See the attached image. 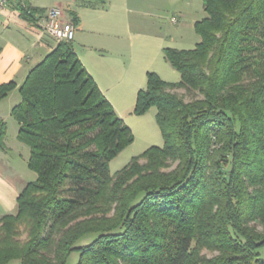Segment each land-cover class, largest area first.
<instances>
[{
	"label": "trees",
	"instance_id": "trees-1",
	"mask_svg": "<svg viewBox=\"0 0 264 264\" xmlns=\"http://www.w3.org/2000/svg\"><path fill=\"white\" fill-rule=\"evenodd\" d=\"M202 6L194 47L162 49L179 79L149 70L136 93L132 112L155 107L163 144L114 173L134 135L72 40L18 86L0 83V100L19 92L10 115L36 174L0 216V264H66L74 251L75 264H264V0ZM16 9L29 22L44 11Z\"/></svg>",
	"mask_w": 264,
	"mask_h": 264
},
{
	"label": "rangeland",
	"instance_id": "rangeland-1",
	"mask_svg": "<svg viewBox=\"0 0 264 264\" xmlns=\"http://www.w3.org/2000/svg\"><path fill=\"white\" fill-rule=\"evenodd\" d=\"M62 1L64 0H39V3L48 6ZM171 2H174L173 6H171ZM149 5L154 7L150 8L148 7ZM139 7L142 10L147 9L145 17L156 23V28L153 27V29L159 33L158 36H161V38L163 36V40L167 41L166 43H173L176 47L188 49L194 47L198 42L199 36L193 28V23L195 20L205 16L202 0H146V3L141 4ZM180 11L183 15L177 26L175 22L172 21L171 17L174 16L177 18ZM133 15L131 14L132 17ZM70 17H72L71 13ZM28 24L31 27H27ZM38 27L37 20L32 19V22L24 21L21 17L15 15L14 17H6V22L0 23V50L2 53L7 49H11L13 47L12 43L16 41L19 46L14 47L18 49L23 56L25 54L31 55V60L22 66L21 75L13 78L14 81L21 79L25 67L27 68L32 65L40 54L47 51L50 46L53 45L54 47L57 43L56 40L46 36L42 30L39 29L40 27ZM84 32L82 33V39L89 37L88 32ZM40 33H42L40 39L43 43L34 45L33 42H36V39L38 38L37 35ZM91 36L98 35L91 34ZM102 37H104V34ZM74 38L76 39L75 43H77L76 41L79 42L76 34L74 35ZM149 39L152 40L153 38L150 37ZM75 43L74 46H76ZM167 46H170V44H167ZM76 48L77 50L79 49L77 46ZM160 49L157 47V51L154 52V43H151L149 53L152 52L150 58L148 56V59H150V64H148L151 67H156V70L153 71H156L163 79L167 81L178 80L180 77L179 72L163 59ZM103 53H105V51H103ZM106 55V58H109L110 55ZM135 58L137 62L136 64H144L145 61L140 55H136ZM160 66L164 67L165 70L160 68ZM157 70H159V72ZM179 92H183L182 89H179ZM192 97L193 94L191 92L187 93L185 96L187 100ZM19 100L20 95L16 88L12 90L7 97L0 100V119L6 123L5 134L3 135L4 149H0V216L4 214H12L16 211V197L18 193L27 182L35 180L36 178L35 172L30 170L27 166L29 155L28 146L18 140V123L10 115L11 108L17 104ZM132 109L133 105H129L125 107V109L119 110L120 117L131 128L134 139L130 145L124 148L109 162V170L111 173L122 168L131 157L141 153L149 146H160L163 144V138L155 120V107H151L142 115L134 114ZM250 224L255 226L257 230L263 229V224L260 222L252 221ZM203 253L208 256L213 255V252L207 250H203ZM77 258L78 253L76 251L72 252L66 264H75Z\"/></svg>",
	"mask_w": 264,
	"mask_h": 264
},
{
	"label": "crops",
	"instance_id": "crops-1",
	"mask_svg": "<svg viewBox=\"0 0 264 264\" xmlns=\"http://www.w3.org/2000/svg\"><path fill=\"white\" fill-rule=\"evenodd\" d=\"M145 3L146 0H104L103 2L101 0H64L46 6L36 0L34 4L35 7L43 10L56 5L64 8L69 15L73 12L76 13L79 22L76 25L75 34L79 42L75 43L76 39L74 38L72 40L73 47L119 116V110H123L129 105L134 106L138 89L146 85V72L156 70V67L149 65L148 56L150 58L152 52L149 53L151 43H154V52L157 51V47L161 48L162 57V49L167 44H170V47H176L173 43H166L163 36L162 38L158 36L159 33L153 29V27L156 28V23L145 17L147 9L142 10L139 7ZM173 5L174 2H171V6ZM148 7L154 6L149 5ZM131 14L135 15L132 17ZM14 15L19 17L16 8L5 7L0 15V23L6 22V17H14ZM182 15L180 11L177 18L172 16L171 19L173 21V18H176V21L173 22L177 25L180 23ZM27 27L31 26L28 24ZM84 31L88 32L89 37L82 39ZM91 34L98 36H91ZM103 34L104 37H102ZM37 36L36 42H33L34 45L43 43L40 39L42 33ZM150 37L153 39H149ZM74 43L79 48L78 50ZM12 44L13 47L5 50L4 53L0 50V83L20 76L22 66L31 60L30 54L23 56L15 48L19 46L18 42L14 41ZM52 47L53 45L40 54L32 65L25 67L21 79L15 81L17 86L22 82L28 70L39 62ZM106 54L110 55L109 58H106ZM136 55L143 58L144 64H136ZM160 68L165 70L162 66ZM157 71L159 72V70Z\"/></svg>",
	"mask_w": 264,
	"mask_h": 264
},
{
	"label": "built area",
	"instance_id": "built-area-1",
	"mask_svg": "<svg viewBox=\"0 0 264 264\" xmlns=\"http://www.w3.org/2000/svg\"><path fill=\"white\" fill-rule=\"evenodd\" d=\"M35 2L36 0H0V15L7 6L28 10L30 6H34ZM35 18L42 32L57 42L74 39L76 25L61 6H49L41 14L36 13ZM173 21H176V18H173Z\"/></svg>",
	"mask_w": 264,
	"mask_h": 264
}]
</instances>
